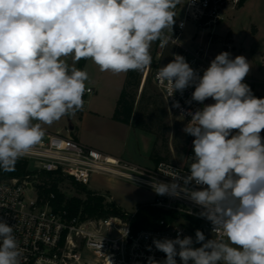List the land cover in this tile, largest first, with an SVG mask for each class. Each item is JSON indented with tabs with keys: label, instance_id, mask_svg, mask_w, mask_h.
<instances>
[{
	"label": "clouds",
	"instance_id": "obj_1",
	"mask_svg": "<svg viewBox=\"0 0 264 264\" xmlns=\"http://www.w3.org/2000/svg\"><path fill=\"white\" fill-rule=\"evenodd\" d=\"M180 2L0 0V171H14L33 151L43 125L83 109L89 75L76 67L81 59L101 72L143 71L151 65L152 44L164 48L172 40L165 30L172 31ZM249 69L243 55L231 58L226 51L202 76L179 54L158 68L155 79L168 97L195 85L192 100L215 103L189 112L183 131L194 137V156L187 173L147 183L160 196L183 193L219 236L206 239L196 230L195 241L179 233L154 239L166 259L149 257L148 264H177V256L182 264H264V98L243 82ZM22 256L15 227L0 219V264H22Z\"/></svg>",
	"mask_w": 264,
	"mask_h": 264
},
{
	"label": "built area",
	"instance_id": "obj_2",
	"mask_svg": "<svg viewBox=\"0 0 264 264\" xmlns=\"http://www.w3.org/2000/svg\"><path fill=\"white\" fill-rule=\"evenodd\" d=\"M240 3L241 0H187L184 16L174 25L175 35L165 31V35L172 39L169 44L164 48L159 46V41L152 44L156 54L151 56V65L144 70L143 84L151 76L165 102L179 118L189 122V112L215 101L212 98L203 103L192 100L195 85L168 97L166 88L155 79L158 68L167 65L175 54H179L202 76L218 54L225 51L231 54L235 50L234 38L228 34L222 36L217 28L225 21L228 9H235ZM190 25L196 29L192 46L181 42ZM243 82L250 86L255 97L264 98V70L262 78H244ZM86 89L84 105L87 98L94 94L93 88ZM176 102H179V107L174 106ZM236 131L233 130V134ZM261 136L264 138V130ZM193 140L181 159L162 160L153 166H143L106 155L72 138L45 132L33 151L21 158L35 165L33 172L36 174L59 175L81 186H88L96 175L126 181L155 194V201L144 206L176 212L181 219L170 222L162 217L156 221L154 228L134 232L132 220L138 209L132 213L125 212V217H69L67 211H56L51 206L50 200L55 198V194L51 193L50 200L44 202L32 181L34 176L25 179L0 178V219L15 227V235L23 251L22 264H36L40 258L54 260L55 264H148L149 257L156 261L166 259V254L155 248L154 239H175L179 233L181 238L191 236L195 241L196 230L202 231L206 239L217 238L219 233L213 232L211 222L199 216L202 211L200 206L183 193L180 197L157 195L147 183L153 177L169 183L173 175L186 174L192 162L189 158L194 156ZM189 187L197 186L193 184ZM107 200L113 203L112 198L107 197ZM176 260L177 264H182L179 256Z\"/></svg>",
	"mask_w": 264,
	"mask_h": 264
},
{
	"label": "rangeland",
	"instance_id": "obj_3",
	"mask_svg": "<svg viewBox=\"0 0 264 264\" xmlns=\"http://www.w3.org/2000/svg\"><path fill=\"white\" fill-rule=\"evenodd\" d=\"M186 3L187 0H181L180 4L177 5L175 9L177 14L174 18L175 23L184 16ZM174 25L172 31L171 29H166L165 31L175 35ZM218 32L222 36L228 34L234 38L235 50L231 53V58L243 55L249 62L250 69L245 78H262L264 70V0H246L243 5H239L235 9H228L225 21L219 26ZM195 33L196 29L190 25L187 33L181 38V42L192 46ZM218 48L220 49V47ZM150 54L153 57L156 54V49L153 45L150 49ZM68 61L69 64L72 63L71 57L68 58ZM80 61L76 64L78 68ZM86 61L91 62L88 75L92 72V74L97 76L99 72L98 66L90 59ZM144 70L136 71V85L130 87L129 91L136 96V119L141 122L145 130H142L144 133L133 132L131 136L130 157L128 156L129 154L125 155L130 159L127 157L123 159L143 166H153L154 163L150 156L154 154L156 158L160 157L166 161L179 160L184 156L190 142L194 139L193 136L183 131L188 121L179 118L170 109L151 76L143 84ZM120 75L122 76V80H126L128 72L120 73ZM90 77L89 75V79L86 81V88H88V84L90 83ZM90 99L91 96L88 100ZM97 99L99 104L105 102L104 99ZM86 108H89V103L84 109ZM81 117L82 113L77 112L74 116L61 118L59 121H55L51 125H43V127L65 126L70 129L72 125L80 121ZM153 159L155 158L153 157ZM29 168L30 171H33L35 165L30 162ZM37 175L38 178L39 174ZM83 187L89 192L112 198L113 203L123 211L130 213L135 212L146 204L154 202L156 197L153 192L144 188L126 181L101 175L94 176L90 184ZM59 188L68 199L72 197L85 198V193L79 191L69 179L61 182Z\"/></svg>",
	"mask_w": 264,
	"mask_h": 264
},
{
	"label": "trees",
	"instance_id": "obj_4",
	"mask_svg": "<svg viewBox=\"0 0 264 264\" xmlns=\"http://www.w3.org/2000/svg\"><path fill=\"white\" fill-rule=\"evenodd\" d=\"M246 0H241L240 6ZM86 63L85 59H81L79 68L83 69ZM136 71H129L123 92L119 98L117 108L115 111V119L132 124L133 127L145 130L135 115L136 96L129 91L130 87L136 85ZM155 157V154L153 155ZM157 161H162V158H156ZM30 161L20 159L15 170L11 172L0 171L1 179H25L28 176L32 177V181L39 189L41 198L44 202L50 200V194H55V198L50 200L51 206L56 211H67L69 217L82 216L83 218H108V217H125V211L119 208L115 203L107 200V197L101 194L92 193L86 190L85 187L71 181L72 184L79 190L85 193V198L72 197L68 199L66 195L60 190L59 184L66 180V178L54 175L51 173H40L37 178L36 172L30 171ZM38 179V180H37ZM41 179V180H39ZM164 217L167 221H178L181 216L176 212L164 211L150 206H142L138 209L136 216L132 220V227L134 232L141 230L152 229L155 227L156 221ZM193 224V222H191Z\"/></svg>",
	"mask_w": 264,
	"mask_h": 264
},
{
	"label": "crops",
	"instance_id": "obj_5",
	"mask_svg": "<svg viewBox=\"0 0 264 264\" xmlns=\"http://www.w3.org/2000/svg\"><path fill=\"white\" fill-rule=\"evenodd\" d=\"M90 64V61H86L83 70L89 72ZM89 75L91 77L88 88H93L94 94L91 95L90 100H88L90 96L87 98L83 109L79 111L82 113L80 121L72 125L70 129L65 126H46L44 131L49 134L72 138L106 155L125 158L127 157L125 155L129 154L130 157L131 136L134 131H143L135 129L132 124H126L115 119L117 104L127 78L122 80L120 74L101 72L100 70L97 76L92 72ZM97 98L104 99L105 102L99 104ZM88 103L89 108L84 109ZM153 157V155L150 156L153 163L159 162L156 157H154L155 159Z\"/></svg>",
	"mask_w": 264,
	"mask_h": 264
}]
</instances>
